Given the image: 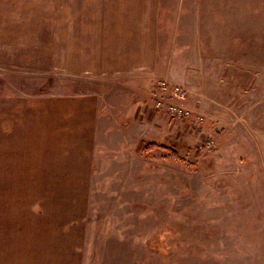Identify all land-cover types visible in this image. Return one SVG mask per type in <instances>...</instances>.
I'll use <instances>...</instances> for the list:
<instances>
[{
  "label": "rangeland",
  "instance_id": "rangeland-1",
  "mask_svg": "<svg viewBox=\"0 0 264 264\" xmlns=\"http://www.w3.org/2000/svg\"><path fill=\"white\" fill-rule=\"evenodd\" d=\"M63 3L0 0V264H60L55 227L78 210L82 264H264V0L132 4L155 40L148 73L92 81L16 66L45 52L20 48L25 29L59 20ZM68 93L100 99L93 181L50 180L40 173L59 155L16 153L28 123L16 101Z\"/></svg>",
  "mask_w": 264,
  "mask_h": 264
},
{
  "label": "crops",
  "instance_id": "crops-1",
  "mask_svg": "<svg viewBox=\"0 0 264 264\" xmlns=\"http://www.w3.org/2000/svg\"><path fill=\"white\" fill-rule=\"evenodd\" d=\"M132 4L147 9L148 0H64L59 20H46L22 31L29 39L20 42V48L36 45L45 52L16 60V66L21 63L41 72L92 81L150 72L155 65V40L148 31L146 14L132 16L139 13V7L131 10ZM1 20L3 35L5 21ZM40 36L45 38L41 45L36 40ZM16 107L25 114L18 116L28 122L22 128L16 126V153L59 155L60 164L54 165L48 157L51 164L40 173L50 180L93 181L101 124L97 94L28 95L19 98ZM83 212L78 210L74 215L77 220L73 225L61 222L55 227V247L62 255L54 253V260L61 258L60 264H82L80 250L86 234Z\"/></svg>",
  "mask_w": 264,
  "mask_h": 264
},
{
  "label": "built area",
  "instance_id": "built-area-1",
  "mask_svg": "<svg viewBox=\"0 0 264 264\" xmlns=\"http://www.w3.org/2000/svg\"><path fill=\"white\" fill-rule=\"evenodd\" d=\"M159 86L163 89H167L168 88V83L165 81H162L159 83ZM174 92L179 91L178 88H173ZM156 109L159 111H164L165 113H167L168 115L171 116H181V115H187L188 113L185 112L181 107H177L175 105H172L171 103L166 104L163 100H158L156 101V105H155ZM189 116V115H188Z\"/></svg>",
  "mask_w": 264,
  "mask_h": 264
},
{
  "label": "trees",
  "instance_id": "trees-1",
  "mask_svg": "<svg viewBox=\"0 0 264 264\" xmlns=\"http://www.w3.org/2000/svg\"><path fill=\"white\" fill-rule=\"evenodd\" d=\"M154 146H156V145H153V147H152V148H154ZM156 147H159V146H156Z\"/></svg>",
  "mask_w": 264,
  "mask_h": 264
}]
</instances>
